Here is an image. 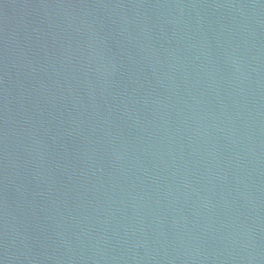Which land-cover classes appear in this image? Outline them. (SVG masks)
I'll return each mask as SVG.
<instances>
[{"label": "water", "instance_id": "obj_1", "mask_svg": "<svg viewBox=\"0 0 264 264\" xmlns=\"http://www.w3.org/2000/svg\"><path fill=\"white\" fill-rule=\"evenodd\" d=\"M0 264H264V0H0Z\"/></svg>", "mask_w": 264, "mask_h": 264}]
</instances>
